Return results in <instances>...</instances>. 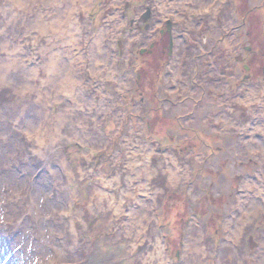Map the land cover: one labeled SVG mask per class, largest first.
<instances>
[{
    "label": "rangeland",
    "instance_id": "rangeland-1",
    "mask_svg": "<svg viewBox=\"0 0 264 264\" xmlns=\"http://www.w3.org/2000/svg\"><path fill=\"white\" fill-rule=\"evenodd\" d=\"M49 1L0 0V264L261 263L263 0Z\"/></svg>",
    "mask_w": 264,
    "mask_h": 264
},
{
    "label": "bare ground",
    "instance_id": "bare-ground-1",
    "mask_svg": "<svg viewBox=\"0 0 264 264\" xmlns=\"http://www.w3.org/2000/svg\"><path fill=\"white\" fill-rule=\"evenodd\" d=\"M47 1V0H46ZM51 1V0H50ZM49 1V2H50ZM84 1H88V0H84ZM183 1H188V0H183ZM48 2V4H50ZM52 2V1H51ZM218 2H220L221 3V5L222 6H220V5H214V3L212 2V3H210V4H207L206 6L207 7H205L204 6V4L203 3H199V7L200 8H204V9H207L208 10V15H205V16H207V17H204V18H212L214 15H215V13L218 11V9L220 8V7H226V0H218ZM52 4V3H51ZM57 19V18H56ZM55 19V20H56ZM58 20V19H57ZM61 20V19H60ZM60 20H58L57 21V24H56V26H60L61 25V21ZM186 21H184V20H182V23L184 24L185 22L187 23V22H190V23H192V24H194L195 23V21H194V19H192V18H189V20L188 19H185ZM192 20V21H191ZM39 21H41V20H39ZM52 21V20H51ZM44 22H42V24H43ZM55 23H56V21H55ZM41 24V23H40ZM42 26H44V24L42 25ZM53 26V25H52ZM51 26V27H52ZM55 26V27H56ZM49 27V26H48ZM40 28H41V26H40ZM50 28V27H49ZM41 29H47V28H41ZM218 85V84H217ZM220 91H221V89H220ZM225 93L226 91L223 89V91H221V93L219 94V95H224L223 93ZM261 94H264V88H254L252 91H251V94H250V96H249V94H248V100H246V98H245V96H243V95H241V100H246L248 103H252V106H253V108L255 109V108H259L260 107V103L257 101L256 103H255V99H254V96H256V95H259V96H261L262 97V95ZM245 98V99H244ZM250 98H251V100H250ZM253 101V102H250V101ZM229 101L232 103V104H234V105H236L237 106V104H238V102L237 101H235L234 99H229ZM243 101H240L241 103L243 102ZM253 113V112H252ZM264 113V112H263ZM256 115L254 114V118H253V120L251 121V124H253V125H255V121H256ZM224 122V121H223ZM230 126V122H228V124L226 125V126ZM246 127V126H245ZM242 128L244 129V126H242ZM254 129H255V126H253V128H252V131H251V136H250V139H247L246 141H248L249 142V145H251V144H253L254 143ZM256 135V134H255ZM147 152V150H146V148H145V146H143V149H142V151L140 150V153L141 152ZM140 153H134L133 155H132V157L130 156V162H131V168L132 169H134L136 172H140V169H143V170H145L146 171V174H145V177H143V180L144 181H151V174L153 173L152 172V168H151V166L149 165V163L146 161V159L145 160H143L142 159V155H140ZM132 169H131V171H132ZM142 172V171H141ZM154 174V173H153ZM142 182V180L139 178L138 179V182ZM150 185V184H149ZM140 186H143V185H140ZM145 186H147V184H145ZM254 186H256V188H255V190H257L258 188H257V185H254ZM247 201H249V199L247 200ZM255 206V205H254ZM135 209V208H134ZM134 209H132L133 211H134ZM120 210V209H119ZM140 210V209H139ZM119 212V211H118ZM138 212V211H137ZM136 212V213H137ZM144 218V217H143ZM132 219V218H131ZM146 219V218H145ZM251 218H249L248 220H250ZM146 221L147 222H145V223H147V225H150V221L151 220H149L148 218L146 219ZM141 222V221H140ZM139 223V222H138ZM138 223L136 224V229L137 228H140L139 229V231H137V232H134L133 234H134V241H137V242H142V243H144V242H148L149 241V239L151 238L152 239V237L151 236H153V235H149V233H151V231H150V228H149V226L147 227L146 225L145 226H142V228L140 227V225H138ZM243 223H244V220H243ZM242 223V224H243ZM131 224V223H130ZM242 226V225H241ZM136 231V230H135ZM241 231V230H240ZM235 234H239L240 235V233H235ZM131 235V234H130ZM150 236V237H149ZM155 236V235H154ZM156 238V237H155ZM151 242V241H150ZM157 242H159V241H157ZM136 244H138V243H136ZM135 244V245H136ZM143 246L144 245H142V247L140 248L141 250L143 249ZM162 248H163V246L161 247L160 245H158V243H155L154 245H153V248H151L150 250H149V253H148V255L147 256H142V257H140V260H139V263L138 264H150V263H148V261H145V260H150V262H152L153 264H168V262H167V260H166V257H164V254H163V251H164V249L162 250ZM143 261V262H142ZM263 262V263H262ZM259 264H264V256H263V258H262V260H261V263H259Z\"/></svg>",
    "mask_w": 264,
    "mask_h": 264
},
{
    "label": "flooded vegetation",
    "instance_id": "flooded-vegetation-1",
    "mask_svg": "<svg viewBox=\"0 0 264 264\" xmlns=\"http://www.w3.org/2000/svg\"><path fill=\"white\" fill-rule=\"evenodd\" d=\"M150 54H153V52L151 51ZM251 63H252V62H251ZM247 68H248V66H247ZM250 73H253V72H252V67H251V66H249V71H248V74H250ZM248 74L245 76V78H248V77L250 76V75H248ZM260 78H263V77H260ZM234 106H236V105H234ZM237 106H239V105L237 104Z\"/></svg>",
    "mask_w": 264,
    "mask_h": 264
}]
</instances>
